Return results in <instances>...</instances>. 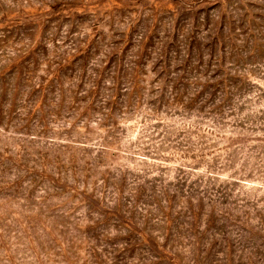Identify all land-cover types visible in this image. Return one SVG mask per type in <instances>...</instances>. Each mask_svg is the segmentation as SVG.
<instances>
[{
	"label": "rangeland",
	"instance_id": "374dc122",
	"mask_svg": "<svg viewBox=\"0 0 264 264\" xmlns=\"http://www.w3.org/2000/svg\"><path fill=\"white\" fill-rule=\"evenodd\" d=\"M0 264H264V0H0Z\"/></svg>",
	"mask_w": 264,
	"mask_h": 264
}]
</instances>
